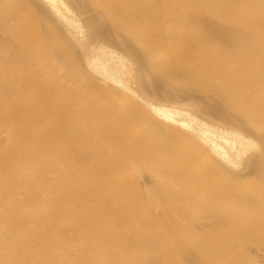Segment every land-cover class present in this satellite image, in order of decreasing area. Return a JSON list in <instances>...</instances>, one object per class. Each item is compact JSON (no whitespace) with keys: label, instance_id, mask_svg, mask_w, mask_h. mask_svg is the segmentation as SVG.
I'll return each mask as SVG.
<instances>
[{"label":"bare ground","instance_id":"bare-ground-1","mask_svg":"<svg viewBox=\"0 0 264 264\" xmlns=\"http://www.w3.org/2000/svg\"><path fill=\"white\" fill-rule=\"evenodd\" d=\"M0 264H264V0H0Z\"/></svg>","mask_w":264,"mask_h":264},{"label":"rangeland","instance_id":"rangeland-1","mask_svg":"<svg viewBox=\"0 0 264 264\" xmlns=\"http://www.w3.org/2000/svg\"><path fill=\"white\" fill-rule=\"evenodd\" d=\"M93 11V10H92ZM88 12H90V11H88ZM94 13V14H93ZM95 13H97L95 10L93 11V12H90V13H87V11L85 12V13H83V16H85V17H89V15H90V17L91 18H93L92 16H95ZM92 14V15H91ZM86 15H88V16H86ZM152 15V14H151ZM83 16H81V17H83ZM85 17H83V19H85ZM152 17V18H151ZM149 16V18L150 19H155V18H153V16ZM86 20V19H85ZM154 88H156V87H154ZM185 89V88H184ZM153 91H157V89H155V90H153ZM158 91H160V90H158ZM159 94H160V92L158 93V92H154V95L156 96V97H159ZM181 101L182 102H191V101H195V102H197V101H199L200 102V100H198L199 98H201L202 97V94H200V93H198V92H183L182 94H181ZM202 99L204 100V97H202L201 98V101H202ZM205 101H203V103H204ZM201 104H202V102H201ZM204 116L206 117V119H208V120H212V121H220V118L219 117H217L215 114H204Z\"/></svg>","mask_w":264,"mask_h":264}]
</instances>
